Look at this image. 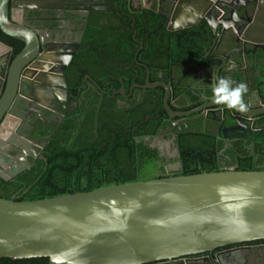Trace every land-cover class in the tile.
<instances>
[{"label":"flooded vegetation","instance_id":"obj_1","mask_svg":"<svg viewBox=\"0 0 264 264\" xmlns=\"http://www.w3.org/2000/svg\"><path fill=\"white\" fill-rule=\"evenodd\" d=\"M69 1L43 0L37 3L63 8L34 10L30 12L32 20L20 15V20L42 35L47 44L25 69L34 73L44 63L41 60L44 57L57 58L63 62L61 71L66 89L58 88L51 96H39L40 105L29 107L21 85L14 104L22 109L13 105L6 120L9 129H0L2 178L12 180L30 169L35 161L46 162L44 155L51 139L64 141L85 128L95 136L103 129L113 130L115 118L121 113H125L128 122L137 119L142 125L149 121L158 125L153 135L135 139H142L145 145L158 151L164 176L183 175L181 148L185 142L182 141L191 135L214 139L211 147H216L213 161L218 171H237L239 165L234 160L239 158L250 160L249 171H264V27L258 25L264 22L261 17L264 0H255V5L249 3L254 13H247L250 17L247 28L242 25L246 20L241 18L245 8L238 10L233 26H225L232 9L244 0H215L209 2L210 24L204 18L192 19L189 20L195 23L192 27L174 32L166 30V21L160 14H167L182 0H114V10L106 12L77 10L92 7L98 0ZM112 1L100 2L108 7ZM160 19L164 20L161 26ZM94 24L99 26L97 31L87 33L88 26ZM184 38L194 41V46L185 48ZM227 38L233 41L229 50L217 47ZM218 57L221 60L215 59ZM229 58L233 60L229 62ZM214 59L215 65L211 67ZM217 68L221 69L216 76ZM221 78L231 81L233 87L239 83L247 85L243 95L247 105L245 119L225 105L207 107L213 103L212 85ZM92 109L96 112L89 123ZM140 114L143 117L138 118ZM235 117L241 118L240 121H235ZM136 129L133 126L127 132L135 133ZM239 143L247 154H238L235 146ZM209 157L212 156L206 155L205 159L213 162ZM191 161L194 166V160ZM171 164H177L176 168L167 173L165 167ZM202 257H208L212 264H264V240L225 245L185 259Z\"/></svg>","mask_w":264,"mask_h":264},{"label":"water","instance_id":"obj_2","mask_svg":"<svg viewBox=\"0 0 264 264\" xmlns=\"http://www.w3.org/2000/svg\"><path fill=\"white\" fill-rule=\"evenodd\" d=\"M40 1L43 0H0V31L23 44L11 59V47L0 41V129L5 131L9 129L8 112L15 105L21 85L29 107L39 104V96L66 89L63 62L57 58L44 57V63L34 73L25 69L47 44L16 14L32 20L30 12L34 10L63 8L37 3ZM100 1L77 10H114V0L108 7ZM214 1L182 0L167 14H160L166 21L164 27L169 32L185 30L195 24L189 20L197 18L210 24L209 2ZM249 3L255 5V0H244L232 9L225 26H233L238 10L245 8L241 18L246 20L242 25L247 28V13H254ZM176 23L181 24L176 27ZM258 23L264 27V22ZM232 45L227 38L217 47L229 50ZM220 69H216V76ZM219 106L224 105H207ZM232 111L247 117L244 112ZM239 117L234 120L240 121ZM256 240H264V171L227 169L165 176L34 201L0 198V259L47 258V264H212L208 257H185Z\"/></svg>","mask_w":264,"mask_h":264},{"label":"trees","instance_id":"obj_3","mask_svg":"<svg viewBox=\"0 0 264 264\" xmlns=\"http://www.w3.org/2000/svg\"><path fill=\"white\" fill-rule=\"evenodd\" d=\"M149 15L155 17L151 12ZM156 18L160 17L157 15ZM159 21L161 26V21L164 20L160 19ZM97 27L99 26L95 24L88 26L86 32L92 34L97 31ZM0 41L11 47V59L23 48L21 42L7 37L1 31ZM182 43L187 48L193 47L195 42L191 43L190 39L184 38ZM94 110L92 109L89 116V123L93 122L92 118L96 112ZM106 111L112 113L110 109ZM141 117L143 114L138 116V118ZM132 124L138 128L135 133L127 132L133 127ZM157 128L158 125L154 121L143 125L139 124L137 119L128 122L125 113H121L115 118V128L113 130L103 129L98 136L89 134L85 128L65 138L64 141L51 139L46 146L49 148L44 155L46 162L35 161L30 169L19 173L12 180H6L0 176V198L14 201H34L58 195L88 192L105 186L163 178L165 177L162 175L163 162L158 151L145 145L142 139L139 141L135 139L144 134L153 135ZM188 138L182 141V144L185 143L181 148L183 175L217 172L218 169L213 161L216 156V147H211L215 143L214 139L205 135H191ZM90 139L93 141H89ZM235 147L239 155L247 154L242 143L236 144ZM219 148L221 147H217V149ZM206 155L212 156L209 158H212L213 162L205 159ZM191 160H194V166H192ZM234 162L239 165L236 168L237 171L251 169V162L248 159L239 158ZM151 169H155V172L152 173ZM158 170L159 172H157ZM47 263V258L0 259V264Z\"/></svg>","mask_w":264,"mask_h":264},{"label":"clouds","instance_id":"obj_4","mask_svg":"<svg viewBox=\"0 0 264 264\" xmlns=\"http://www.w3.org/2000/svg\"><path fill=\"white\" fill-rule=\"evenodd\" d=\"M212 102L223 104L229 109L247 111V105L243 101V95L247 92V85L239 83L235 87L228 79L221 78L212 85Z\"/></svg>","mask_w":264,"mask_h":264},{"label":"rangeland","instance_id":"obj_5","mask_svg":"<svg viewBox=\"0 0 264 264\" xmlns=\"http://www.w3.org/2000/svg\"><path fill=\"white\" fill-rule=\"evenodd\" d=\"M1 131H3V130L1 129ZM175 165H177V164H171V165L166 166L165 167L166 172L169 173V172L174 171V169L176 168ZM151 172L154 173L155 169H151ZM157 172H159V170Z\"/></svg>","mask_w":264,"mask_h":264},{"label":"crops","instance_id":"obj_6","mask_svg":"<svg viewBox=\"0 0 264 264\" xmlns=\"http://www.w3.org/2000/svg\"><path fill=\"white\" fill-rule=\"evenodd\" d=\"M16 18H20L19 14H16ZM264 19V15L261 16Z\"/></svg>","mask_w":264,"mask_h":264}]
</instances>
